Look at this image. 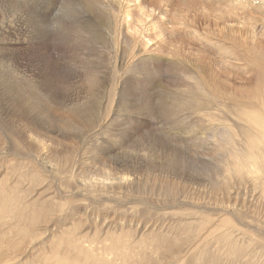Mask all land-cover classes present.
I'll return each instance as SVG.
<instances>
[{
    "label": "rangeland",
    "instance_id": "rangeland-1",
    "mask_svg": "<svg viewBox=\"0 0 264 264\" xmlns=\"http://www.w3.org/2000/svg\"><path fill=\"white\" fill-rule=\"evenodd\" d=\"M7 1L0 0V7L6 11L4 19L14 15L21 21L18 22L19 28L5 30L8 31L4 33L5 41L4 36H0V198L5 204H15L24 220L16 223L5 216L0 219V264H42L44 253L49 252L53 244H58L57 239L69 235L62 232L76 228L75 236L95 242L108 240L109 236L112 240L121 241L116 234L128 232L130 241H122L126 245L120 254L129 255L127 250L134 249L130 262L134 263L139 261L136 251H145L146 254V250L156 249L154 254L147 253V260L161 262L163 252L170 248L167 240L174 238V232L170 230L173 226L168 225L164 232L147 231L148 226L169 218L163 213L171 210L178 216L173 219L185 217L190 206L168 208L184 197L195 202L191 211L200 212L198 215L201 217H213L218 224V218L211 213L220 207L222 189L226 186H216L219 183L217 168L222 164L211 139L218 132V122L182 114L178 118L162 115L161 110L170 107V97L176 95L181 98L186 84L182 78L178 80L181 77L179 64L170 57L171 49L169 53L157 36L158 30L152 28L148 33L159 60L153 59L154 62L151 59V65L140 60L136 76L116 85L111 57L97 45L102 41V32L93 33L101 35L98 40L87 41L85 33L74 31L81 26H87V32L101 29L97 24H104L100 11L94 10L92 17L85 15V10H80L76 18L71 9L79 0H11L13 5ZM129 12L137 15V9ZM38 20L45 23L40 24ZM49 27L50 32L53 31L51 35L48 34ZM199 29L200 33L213 31L214 35L210 34L213 37L208 38L212 43L207 47L212 48L203 47L204 52L198 56L199 59L194 55L191 57L199 65H195L196 73L201 72L203 77L220 81L223 90L234 94L232 75L237 66L228 67L226 71L231 78L227 79L225 74L222 76L213 68L210 60L214 57L218 60L214 49L219 44L230 47V41H225L226 37L218 34L220 27L200 24ZM43 38L45 45L41 47ZM122 57L126 62L134 60L129 56ZM11 64L17 68L15 73L11 72ZM51 64H58L62 69L54 79L44 71ZM150 70L153 74L149 76ZM42 74L47 76L45 92L50 91L54 96L50 97V104L37 102L38 109H32L34 111L25 116L24 107L13 104L9 92L12 91L15 100L20 94L24 95L32 80H40ZM90 76L94 81L89 82ZM75 106L78 110H73ZM32 124L38 128L32 129ZM96 137H100L99 140ZM148 145L152 146L153 152L143 157L142 150ZM98 152L105 154L98 155ZM71 165L73 179L70 176ZM131 168L139 169V173L132 176L127 172L132 171ZM110 171L112 179L104 181L105 174ZM176 174L182 179L172 176ZM123 175L129 176L128 180H113ZM169 175L172 177L167 178ZM193 181L202 183V187L198 189L196 185L189 184ZM226 216L230 223L233 220L231 213ZM255 222L264 229V211ZM25 224H30L27 237L20 234ZM189 227L193 228L192 225ZM212 227L208 225L200 234L189 229L192 232L189 242L194 241V244L185 254L172 252L176 256L173 264H264V233L254 237L255 242L248 246L247 251L223 249L217 248L214 236L208 237L215 233ZM13 246L19 250H11ZM255 248L260 251L258 256L254 253ZM208 251L216 253V263ZM202 253L207 255L202 256ZM69 256L74 259L76 252ZM80 260L76 264H97L95 257L89 260L81 257ZM103 264H109L107 258ZM120 264L125 263L122 260Z\"/></svg>",
    "mask_w": 264,
    "mask_h": 264
},
{
    "label": "bare ground",
    "instance_id": "bare-ground-1",
    "mask_svg": "<svg viewBox=\"0 0 264 264\" xmlns=\"http://www.w3.org/2000/svg\"><path fill=\"white\" fill-rule=\"evenodd\" d=\"M79 1L78 4L72 6L71 12L75 15L73 17L77 18V14L80 10H85V15L87 14L92 17L94 10H97L104 16V24L97 23L101 29L97 28V30L87 32V26H81L80 29H75L74 31L82 34L85 33L87 41L88 39L98 40L102 35V41H98L97 45L104 50L107 56L111 57V66L116 74L114 76L116 85H122L123 82L136 76L135 73L141 66L140 60L148 65H151V59L159 60L156 54H154L153 40L148 33L152 28L158 30L157 36L160 37L162 39L161 42L167 46L168 52L171 49V53L169 52L171 54H169L170 57L177 60L179 64V76L181 75V77H178V80L182 78L186 84L181 98L173 93L175 96H171L169 99L170 107L168 109L163 108L161 110V112H163L162 115L178 118L182 114L188 115L190 118H208V120L214 119L218 122V132L217 134L214 133L215 135L211 139L214 148H217L220 154L219 163L222 164V167L217 168L219 183L216 184V186L218 187L219 185V188L224 185L226 186L222 189L223 193L221 194L223 197H220V207L211 213L218 218V224L214 222L213 217H204L202 214L203 217H201L198 215L200 212L197 210V212L191 211L190 209L193 208L191 206L195 202L186 199L188 197H184V200L168 208L179 209L184 205L190 206L189 209H187L188 213L185 214V217L180 216L178 220H175L172 217H176L177 213L171 210V212L163 213L169 218H160L161 220H157L152 225L148 226L147 231L152 229L160 232L166 231L168 225L173 226L170 230L174 232V238L172 240H167L170 248L163 252V261L161 262H159V260H147V253L154 254L156 249H148L146 250L148 251L146 254L145 251H136L135 253L139 261L134 263H130L134 256V249L127 250L129 251V255L127 253L123 255L122 253L120 254V251L125 250L124 246L126 244L123 242L127 240L130 241L129 235L131 234L128 232L116 234L121 241L112 240L109 236L108 240L95 242L87 240L82 236H75V233L78 231L76 228L71 231H63V234L68 232L69 235L58 238V244H53L49 248V252L44 253V258L41 263L76 264L77 262H81V257H84L85 260L95 257L97 264H103L105 258L108 259L109 264H120L122 260L125 264H173L176 256L172 252H181V254H185L189 251L190 245L194 244V241L189 242L192 240V232L190 233L189 229H194V234H200L206 230L208 225H213L215 228L214 235L210 234L211 236L208 237L213 238L214 236V240L218 244L217 248L221 247L224 249L228 247L247 251L248 246H252V242H255L254 237H257L260 233H264L263 226L255 222L257 216L264 211V0H210L211 2L204 0H151V2H148V0ZM7 2L10 5L14 4L11 0ZM19 9L29 13V11L22 7H19ZM135 9H137V15H132L129 11L135 12ZM5 12L6 11L0 7V36H4L3 41L6 40L4 33H8V31L5 30L15 27L19 28L18 22L21 21L20 17L14 15H12L11 18L4 19ZM37 22L40 24L45 23L42 20H38ZM200 24L214 25L215 28L220 27L218 34L223 38H228H224L225 41H230V47L224 46L226 44H219L214 49V53L217 54V56L215 54L212 55H215L218 60H215V57H211L212 59L210 60H212L213 68L215 67V70L219 71L222 76L225 74L224 76H226L227 79L231 78L228 71H226L228 67L232 69L234 66H237L232 75L235 85L234 94L233 92L223 90L220 81L217 82L218 80L216 81V79L213 80L210 77H203L200 75L201 72H199V74L196 73L195 67H199V65H196L191 57L194 55V57L198 58L203 51V47H210H207V45L212 42L208 40V38L213 37L210 35L213 31L211 32L210 30L206 31L207 33H200ZM49 29L50 27L48 28V34L51 35L53 31L50 32L51 30ZM99 30L102 32L100 37L99 35H93V33L98 34ZM229 37H231V39H229ZM44 40L43 38L41 41V47L45 45ZM97 45L95 48L98 50ZM122 55L129 56L135 61L126 62ZM179 56L182 57V60L176 59ZM168 59L167 63L169 62ZM153 61L155 62V60ZM170 63L173 64L172 62ZM16 70L17 68L11 64V72L15 73ZM61 70L58 64H51L44 71H46L50 78L54 79ZM120 71H123V73L120 74ZM152 74L153 71L150 70L148 75L150 76ZM208 74L206 75L208 76ZM46 79V74H42L40 80H32L29 89L25 91L24 95L20 94L15 100H13L12 91L9 92V97L12 99L13 104L24 107L23 111L25 116L38 109L37 102L39 101L50 104V97L54 96V94L50 91L45 92L47 90L45 85ZM92 81H94V79L90 76L89 82ZM47 84L49 83L47 82ZM122 96H124V94H122ZM73 110H78V106H75ZM31 128L36 129L38 127L32 124ZM211 132L213 133L215 131ZM98 138L96 137L97 140H99ZM84 139L82 141H84ZM208 141L209 140H206V143H208ZM96 146L98 147V145ZM142 151L143 157H147L149 152H153V148L151 145H148L147 148L145 147ZM100 153L98 155L105 154V152L102 154ZM72 165L70 167L71 179L74 177ZM117 171L119 170L117 169ZM138 171L139 169L133 168L132 171L130 170L127 172L133 176L138 174ZM111 175L112 171L106 173L104 181L112 179ZM176 175L172 176L182 179L180 177L181 175ZM172 176L169 175L167 178ZM128 178L129 176L123 175L113 180L126 181ZM193 182L189 184L196 185L198 189L202 187V183ZM90 192H92V190ZM0 194H2V192H0ZM12 200L13 199H10V202H12ZM3 202L4 200L0 198V219L5 216L16 223L24 220V217L19 214L20 211L15 207V204L8 205ZM101 202L102 201H100V203ZM39 208L41 209V205ZM230 213L233 220L229 223L226 214L229 215ZM69 219L72 218L70 217ZM167 219H169V221ZM187 222H189V225H192L193 228H188L189 225H186ZM219 224H222L221 227ZM183 227L185 228L183 229ZM29 228L30 224L23 225L20 234H23L25 237L29 236ZM184 232H186L185 236H181ZM204 242L208 243L206 240H204ZM61 244L64 245L61 246ZM174 245L175 249L173 251ZM15 247L16 246L11 247V250H19V247ZM205 249L207 251V248ZM262 250L263 249H261V251ZM72 252H76V257L74 259H70L69 256ZM211 252L212 251H208L209 256L212 255L213 263H216L217 255ZM259 252L258 249L254 251L257 256ZM203 254L207 255V253H202L201 255L203 256ZM236 254H238V252Z\"/></svg>",
    "mask_w": 264,
    "mask_h": 264
}]
</instances>
